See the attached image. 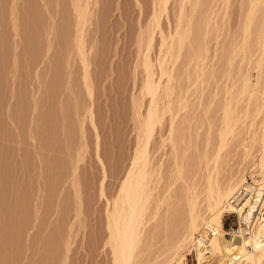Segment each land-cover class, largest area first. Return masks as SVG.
Listing matches in <instances>:
<instances>
[{
	"label": "rangeland",
	"instance_id": "obj_1",
	"mask_svg": "<svg viewBox=\"0 0 264 264\" xmlns=\"http://www.w3.org/2000/svg\"><path fill=\"white\" fill-rule=\"evenodd\" d=\"M137 1L97 0L93 5L90 0V15L82 32L89 62V97L83 84L82 64L74 47L72 0H0V264H110L109 249L104 244L105 199L98 193L101 167L96 142L107 176L106 196H110L121 178H115L112 173L120 166H127L136 136L133 100L139 98L143 77L138 38L145 31L152 2ZM198 1L200 6L193 16V24L200 23L203 14L216 11L217 18L215 20L212 13L215 20L212 22L217 23V29L210 23L209 33L196 30L192 33L193 37L185 42L175 62L172 82L173 97L182 86L188 94L192 92L188 109L179 112L175 123L189 134V139L188 134L183 136L190 142L178 143L179 150L186 148L184 141L190 143L182 161L189 171H185L188 181L199 179L197 171H200V153L206 137L210 142L207 145L209 156L218 144L220 115L225 100L231 96L225 93L224 87L233 84L236 89L242 71L248 72L252 79L251 61L257 54L253 34L248 38L249 45L254 41L249 48L254 50L249 63L248 59H241L239 51L232 52L241 44V22L249 0ZM177 3V0H169L168 18L160 17L165 32L173 28ZM188 7L189 4L185 7L187 12ZM158 41L155 34L149 52L152 60L158 54ZM195 41L200 48H194L198 46ZM193 49L201 51L206 61L201 84L195 88L199 91L193 86L188 90V81L194 78ZM189 71L191 76L185 78L184 74ZM89 104L96 129L85 114ZM145 104L146 98L143 107ZM252 104L254 102L242 117L244 124L237 129L242 133L250 120L256 124L259 119V116L252 119L255 116ZM242 105L240 102L235 109L241 110ZM167 120L166 115L163 135L167 134ZM236 142L237 139L233 143L236 145ZM233 143L220 151L222 159L225 158L219 165L220 170L223 169L220 173L230 168L235 171L240 166L247 170L250 166V160L243 162L241 148L234 149ZM150 147L154 162L162 161L163 176L157 186L162 195L175 178L173 158L169 144H161L158 132ZM73 176L78 185V198ZM182 185L183 181L178 179L171 186L173 200H177V190L182 191ZM166 208L167 205H162L157 219L146 225L143 252L138 259L141 264H154L165 250L166 223L174 219L165 213ZM195 254H187L186 261L192 263Z\"/></svg>",
	"mask_w": 264,
	"mask_h": 264
},
{
	"label": "bare ground",
	"instance_id": "obj_2",
	"mask_svg": "<svg viewBox=\"0 0 264 264\" xmlns=\"http://www.w3.org/2000/svg\"><path fill=\"white\" fill-rule=\"evenodd\" d=\"M151 1L150 16L148 17L145 31L138 38V45L141 48L139 55H141L140 65L143 77L139 98L133 100V114L136 123L134 147L127 166H120V169L113 171L112 175L116 176L115 178L118 176L121 178H119L118 184L115 185L117 186L116 191L114 189L115 192H110V196L107 195L109 197L106 196L105 192L106 171L103 162L97 154L98 143L96 142V156L101 167L98 193L100 197L105 199L104 227L106 229V240L104 244L109 249L110 264H141L138 259L143 252L142 243L146 225L152 219H157L162 205H167L164 211L170 214L171 217L173 216L174 219L170 218L171 220H169L167 218L169 223H166V247L156 257L159 258L154 264H264V217L261 215V210L264 209V67L262 66L264 64V0H246L248 1L246 4L247 12L241 22V44L238 50L237 48H231L232 52L239 51L242 54L241 59H248L249 63L254 55L252 52L254 50L249 48H251L250 46L253 45L252 42L254 41L251 40V45H249L248 38L252 34L254 35V45L257 46L255 47L257 54L251 61L253 62V78H249L248 72L242 71L240 83L235 87L236 89H233V84L230 87H224L225 93L231 96L225 100L223 112L220 115L222 116V119L220 118L222 126L218 131V144L214 153L209 156L207 145L210 142L209 138L206 137L202 153H200L201 150L199 151L201 154L199 159L200 171H197L199 179L191 178L189 181L185 172L187 170L184 168L185 164L184 166L182 164L183 159L186 157L187 147L190 144L188 140L189 134L187 133L188 139H184L187 136L183 132L184 130L182 131L184 127L180 126L181 124L178 127V124L176 126L175 123L179 112L188 109V97L192 92L188 94L187 89L183 90L184 87L182 86V90L180 87V90L178 89L179 92L177 91L176 96L173 97V91L175 90H173L175 86L172 84L175 79L174 66L184 44H187L185 42L190 39L192 33L195 30L205 31L206 33L209 31V24H213L217 18L216 11L214 9L215 13L211 12V9L209 11L211 13L203 14L201 21H198L200 25L197 26L198 24L195 23V26L192 19L197 10H199L197 6H200L198 5L200 2L198 0H177L178 8L176 9L175 23L172 26L173 28L170 26L171 31L165 32L161 27L160 17L164 15L168 18L167 8L169 0ZM91 2L95 5L97 0H91ZM91 2L90 0H72L75 17L74 47L82 64L83 84L89 97L91 94L88 82L89 62L84 48V39L82 40V37L84 38L82 32L84 31L83 26L86 25L85 23L90 15L89 3ZM187 4L190 7L189 12L185 8ZM212 13L215 14V18L212 17ZM215 23L211 26L215 27L216 30L217 23ZM204 33L203 35H207ZM155 34H157L159 39L158 54L155 56V60H152L149 52L152 50ZM191 42L189 43L190 45ZM202 42L205 43L206 41L202 40ZM196 43L198 45L199 42ZM197 47L200 48L201 46L198 45L194 48ZM197 49L193 50L196 52L198 51ZM203 50L205 53L207 52L206 48ZM195 52L191 53L194 55L192 59L188 57L194 60V67H192L194 78L188 81L190 82L189 85L187 84L188 90L189 86H193L194 89L200 86L204 75L205 55L201 51L198 52L203 55ZM228 60L230 64L231 58ZM189 73L184 74L186 75L185 78L191 76V73ZM145 98L146 104L143 107V99ZM232 101L234 104L231 103ZM240 102L243 103L242 109L236 110L235 108ZM253 102L255 104H252L255 108V116L251 115L252 119L257 116H259V119L255 121L256 124L252 123L253 120H250L251 123H248V128L246 127L247 130L242 133V130L239 131L237 129L239 126L241 127L242 120H244L242 117L247 115L248 109L252 107L250 105ZM252 112L253 110H251ZM85 114L91 126L96 129L91 104L85 108ZM166 115L168 116V129L167 134L163 135L162 126ZM253 124L255 128L252 130ZM210 127L209 123L208 132H206L208 134L210 133ZM156 132L159 133L162 145L169 144L173 158L172 169L175 172V178L168 183L165 188V194L162 195L157 191L158 183L163 176L161 171L162 161L154 162L153 153L150 149L151 140ZM183 134L186 136H183ZM236 139L235 145L233 142ZM183 140H188L189 142L184 141L187 144V146L185 145L186 148L182 147L179 150L178 143ZM232 143L234 144V149L236 147L241 148L242 161L249 159L251 162L250 166L247 170L240 166L235 171L230 168L224 173H220L219 165L225 159H222L220 151L222 149L225 150ZM186 163L188 162L186 161ZM75 170L76 167H74L73 173H75ZM72 179L75 194L78 198V189H76L78 185L74 176ZM178 179L183 181V187L182 191L177 190L179 187L176 189L179 195L175 194L178 197H175L177 199L175 201L173 200L171 186ZM239 191H243L241 197L237 194ZM164 211L162 210V212ZM165 213L163 214L165 215ZM224 213L236 214L239 222V226L229 238L225 237L227 233L222 228ZM241 224L247 226V231L242 229ZM190 247L194 251L193 253H196L192 263L186 261V255L189 254ZM207 253L209 254L205 255Z\"/></svg>",
	"mask_w": 264,
	"mask_h": 264
},
{
	"label": "built area",
	"instance_id": "obj_3",
	"mask_svg": "<svg viewBox=\"0 0 264 264\" xmlns=\"http://www.w3.org/2000/svg\"><path fill=\"white\" fill-rule=\"evenodd\" d=\"M242 193H243V191H239L237 194L240 195V197H241ZM261 215H263V217H264V209L261 210ZM238 226H239V222H238L236 214L224 213L223 219H222V228H223L224 232L227 233V236H225V237L229 238L230 235L232 234V232L235 231ZM241 227H242V229H244V231H247V229H248L247 226L243 225V224H241ZM208 234L211 235L210 232H208ZM193 252H194L193 250H190L189 253L193 254Z\"/></svg>",
	"mask_w": 264,
	"mask_h": 264
}]
</instances>
